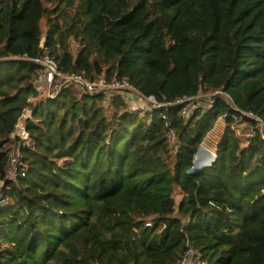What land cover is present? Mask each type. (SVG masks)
Returning <instances> with one entry per match:
<instances>
[{
    "label": "trees",
    "instance_id": "1",
    "mask_svg": "<svg viewBox=\"0 0 264 264\" xmlns=\"http://www.w3.org/2000/svg\"><path fill=\"white\" fill-rule=\"evenodd\" d=\"M25 53L162 105L43 97ZM25 108L35 144L10 179ZM220 116L215 161L188 173ZM0 181V264H176L189 246L202 264H264V0H0Z\"/></svg>",
    "mask_w": 264,
    "mask_h": 264
},
{
    "label": "built area",
    "instance_id": "2",
    "mask_svg": "<svg viewBox=\"0 0 264 264\" xmlns=\"http://www.w3.org/2000/svg\"><path fill=\"white\" fill-rule=\"evenodd\" d=\"M23 57L30 62L39 65L40 68L34 80V84L37 91L43 97L54 98L58 96L64 88H69L72 84H77L82 87L83 90L90 93L104 91L108 93V96H111L112 94H122L128 102L132 101L131 95L134 94L143 101L142 110H150L162 105L153 95L143 97L127 77H113L112 79H108L104 75H101L94 80H90L81 73L62 71L57 64V61L49 55L29 57L25 53ZM194 107V102H190L183 110V114L186 116L187 112ZM132 108L137 109V107ZM31 116L32 110L30 108H25L16 122L14 130L9 135V141L7 143L9 157L6 166V173L10 179H15L19 175H26L27 167L22 160L21 152L22 148L25 146L34 148V139L27 131L25 124L26 118ZM163 117L165 116L163 115ZM209 153L210 156H208V161H203L202 163L212 164L215 161L216 152L212 151L211 153L209 151ZM0 184L3 185L4 181H0ZM7 197L6 193L0 187V203L7 200ZM176 264H202V262L199 253L193 246H189L181 260Z\"/></svg>",
    "mask_w": 264,
    "mask_h": 264
},
{
    "label": "rangeland",
    "instance_id": "3",
    "mask_svg": "<svg viewBox=\"0 0 264 264\" xmlns=\"http://www.w3.org/2000/svg\"><path fill=\"white\" fill-rule=\"evenodd\" d=\"M71 42V46H72V50L74 52H77L80 49V44L79 42L74 39L73 37L70 39ZM82 87H80L77 84H72L70 86V90L74 93V94H80L82 93ZM132 101L128 102V105L130 107H137V110H142V105H143V101L136 95L132 94ZM205 95H203L202 98H204ZM109 99V97H107V100ZM106 102V101H105ZM204 103V105H207L206 101H202ZM226 126V122H225V118L224 116H220L219 119L216 121V124L214 126V128L206 135L204 141L202 142V147L205 146L207 148H209L211 151L216 152L217 149V145L219 143V141L222 138V134L224 132ZM246 125L243 122H239L236 125L237 130L242 131L241 129L244 128ZM242 145H246V141L244 140L242 142ZM202 147H201V152H202ZM207 150V149H206ZM22 155V152H21ZM181 197L180 194H176V199L179 200Z\"/></svg>",
    "mask_w": 264,
    "mask_h": 264
},
{
    "label": "water",
    "instance_id": "4",
    "mask_svg": "<svg viewBox=\"0 0 264 264\" xmlns=\"http://www.w3.org/2000/svg\"><path fill=\"white\" fill-rule=\"evenodd\" d=\"M100 92H104V91H100ZM201 147H202V144L199 146L198 151L194 155L193 165L188 169V173H190V174L195 173V172H198L203 167H206V166L211 165L210 163H202V162H200L198 160L199 159L198 158V152L201 149ZM215 155L217 156V153Z\"/></svg>",
    "mask_w": 264,
    "mask_h": 264
},
{
    "label": "bare ground",
    "instance_id": "5",
    "mask_svg": "<svg viewBox=\"0 0 264 264\" xmlns=\"http://www.w3.org/2000/svg\"><path fill=\"white\" fill-rule=\"evenodd\" d=\"M207 149V150H206ZM209 151L212 153V151L209 149V148H207V147H205V146H203L202 147V152H201V150H200V152H199V161H201V162H206V161H208L207 159H208V156H210V153H209ZM212 156V155H211ZM200 158H202V159H200Z\"/></svg>",
    "mask_w": 264,
    "mask_h": 264
}]
</instances>
